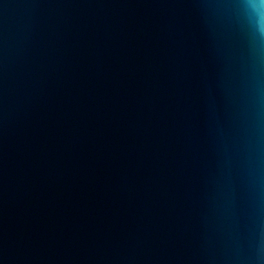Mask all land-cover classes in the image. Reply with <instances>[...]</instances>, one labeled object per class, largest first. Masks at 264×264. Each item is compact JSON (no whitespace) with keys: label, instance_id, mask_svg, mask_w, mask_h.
Wrapping results in <instances>:
<instances>
[{"label":"water","instance_id":"obj_1","mask_svg":"<svg viewBox=\"0 0 264 264\" xmlns=\"http://www.w3.org/2000/svg\"><path fill=\"white\" fill-rule=\"evenodd\" d=\"M0 0V264H264V4Z\"/></svg>","mask_w":264,"mask_h":264},{"label":"clouds","instance_id":"obj_2","mask_svg":"<svg viewBox=\"0 0 264 264\" xmlns=\"http://www.w3.org/2000/svg\"><path fill=\"white\" fill-rule=\"evenodd\" d=\"M257 3L264 4V0H253V2H252L253 9H256Z\"/></svg>","mask_w":264,"mask_h":264}]
</instances>
